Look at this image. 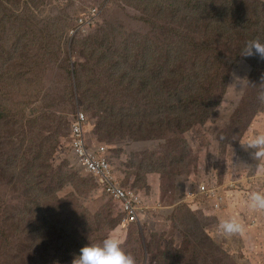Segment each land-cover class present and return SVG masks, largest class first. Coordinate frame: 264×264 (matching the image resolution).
<instances>
[{
  "label": "rangeland",
  "instance_id": "obj_1",
  "mask_svg": "<svg viewBox=\"0 0 264 264\" xmlns=\"http://www.w3.org/2000/svg\"><path fill=\"white\" fill-rule=\"evenodd\" d=\"M187 1L0 0V264H36L28 257L32 252L39 264H69L80 243H100L109 233L123 241L136 264H264V236L254 234L251 222L257 217L258 228L264 218L247 209L253 193H264V171L240 143L250 129L264 131L259 98L264 59L241 56L228 68L212 53L208 63L199 62L202 55L181 43L171 51L174 79L149 80L143 88L144 80L131 69L137 58L108 50L111 42L119 47L138 34L161 43L163 28L190 33L192 40L208 29L264 42V0H198L228 4L241 20L246 18L247 30L199 21L196 0L191 10L176 7ZM92 11L94 16H88ZM222 76H229L224 94L208 120L183 134L137 139L140 126L149 121L160 124L166 116L190 112L184 106L171 109L182 101L181 91L174 90L182 78L189 91L195 78H210L212 84ZM111 86L118 93L125 89L124 104ZM144 89L164 96L172 91L173 102L148 105ZM79 113L87 116L89 143L107 145L116 177L128 189L143 192L150 208L160 207L149 210L152 222L124 225L120 206L79 166L70 146V128ZM114 124L124 129L114 132ZM240 166L257 172L261 184L242 179L245 190L229 191L219 213L194 204L213 202L185 199L194 176L207 180L214 174L227 187L239 176L234 169L243 170ZM200 207L206 212L194 210ZM39 213L50 214L53 223L46 232L54 240L46 246L36 229L44 220ZM232 221L241 230L226 234L221 224Z\"/></svg>",
  "mask_w": 264,
  "mask_h": 264
},
{
  "label": "trees",
  "instance_id": "obj_2",
  "mask_svg": "<svg viewBox=\"0 0 264 264\" xmlns=\"http://www.w3.org/2000/svg\"><path fill=\"white\" fill-rule=\"evenodd\" d=\"M194 0H189L183 4H179L176 7H180V9H184L185 11L191 10V3ZM217 2L210 1V3L201 4L198 0H196V8L197 13H194L199 21H208L209 24H215L216 26H220L221 28H239L240 30H247L246 21L245 19L241 20L239 14L231 8L228 4H220L217 5ZM175 7V8H176ZM208 7V12L206 14V8ZM175 14L177 11H174ZM234 13L233 17L230 18V13ZM199 14L203 15L204 17H200ZM235 15V17H234ZM162 41L156 42L157 37L154 39L148 35H137L133 36V39L125 38L124 42L121 46L116 47L113 42L110 43L108 50L111 54L117 55L126 53L128 55H133L137 59L132 61V71L138 72L141 78L144 80L142 84L143 88H146L149 80H155L157 82H163L166 80L174 79V74L172 71H175L172 67L173 60H172V48L181 43H186L192 47L198 54L202 55V60L208 63L209 58L207 54L212 53L213 59L217 62L226 63V66L230 68V66L242 55H240L242 49L247 44L248 40L246 39L245 35L241 32H219V31H212L209 32L208 29H205L204 33L198 36L197 39H193L190 37V33L181 34L180 30H172V28H163ZM130 43L133 44V47L128 46ZM244 57V56H242ZM247 58V56H245ZM208 58V59H207ZM130 58H127L128 60ZM116 61H118V57H116ZM257 67L255 66L254 69ZM230 72V71H229ZM124 73V72H123ZM122 73V75H123ZM74 75L79 83L80 81V74L78 75L77 71L74 72ZM121 77H124L122 76ZM229 76H222L221 79L217 83L208 84L207 81L210 78L204 79V81H198L197 78L194 79L192 84V89L188 91L189 83L186 82V78L181 79V87H175L174 90L181 91L180 98L182 101L173 103L171 109H176L180 107H186L185 109H189L190 112H186V115L183 117H173L167 118L163 121V123L157 124L153 121H149L148 125L140 126L138 130V137L137 139H162L166 136L167 133H174L178 131L179 133L183 134L188 129L192 128L193 125H196L201 121L202 123L209 119L211 112L215 109V107L219 104L220 100L218 95L224 94L225 84L227 83ZM210 80H215L213 76ZM112 87V91L114 95H119L120 103L124 104V100H126V96L122 94L125 89H123L120 93L116 92ZM156 88V86H153ZM186 89V93L184 90ZM146 94L145 98L148 102L146 104L152 105L154 107L160 105L163 99H170L173 102V95L172 91L164 96L158 90L155 89H144ZM136 101H131L130 104H134ZM162 112V108L159 110ZM114 117V114L110 115ZM167 125V126H166ZM166 126V127H165ZM112 131L118 132L119 130L124 129L122 126L117 124L112 125ZM237 169V168H236ZM234 169V170H236ZM240 169L244 170H251L248 167H241ZM252 171V170H251ZM236 173L239 171L236 170ZM257 172H253L255 174ZM194 176L192 180V185L195 183L197 176ZM92 178V177H91ZM259 179L256 176L255 180ZM260 180V179H259ZM96 181V180H95ZM100 186V185H99ZM101 187V186H100ZM102 189V188H101ZM103 192V191H102ZM109 198V197H108ZM110 199V198H109ZM112 200V199H111ZM113 201V200H112ZM116 203V202H115ZM38 218H43L44 220L42 223L36 226L38 231V236L40 237V241L42 244L49 245L54 238L50 236L46 232L48 228L53 226L52 219L50 214L45 215L42 217V214H38ZM16 224V223H15ZM85 226H87L85 224ZM140 226V225H138ZM60 244V242H57ZM87 245L85 241L80 243L78 247L73 252V260L79 255L80 249ZM33 252L28 256L29 258L37 262V257L35 259ZM59 256V254H58ZM69 264H73V262H69Z\"/></svg>",
  "mask_w": 264,
  "mask_h": 264
},
{
  "label": "built area",
  "instance_id": "obj_3",
  "mask_svg": "<svg viewBox=\"0 0 264 264\" xmlns=\"http://www.w3.org/2000/svg\"><path fill=\"white\" fill-rule=\"evenodd\" d=\"M95 11L89 12L88 16H94ZM86 17L80 19V24L84 25ZM87 116L84 113H79L74 119L70 128L71 149L79 166L96 180L101 186L103 193L116 202L120 206L122 215L121 221L124 225H143L153 221L149 216V210L153 212L160 207H149L145 201L147 198L143 192L128 189L122 181L116 176L115 168L113 167V159L111 153L105 144L91 145L87 139L86 133ZM236 171V170H235ZM212 175V174H211ZM239 176L227 187L219 185L215 180L213 174L207 180L206 175L202 178L201 183H195L191 186V191H186L185 199L197 200L199 202H213V203H194L197 205H210V210L216 212L220 209L226 200L229 191L245 190L240 188L242 179L248 183H253L256 177L251 170H244L238 173ZM249 189L248 187H245ZM193 191V192H192ZM245 193H248L245 192ZM220 202V203H218ZM205 208H198L194 210L203 211ZM206 212V211H203ZM251 222H256L255 218Z\"/></svg>",
  "mask_w": 264,
  "mask_h": 264
},
{
  "label": "clouds",
  "instance_id": "obj_4",
  "mask_svg": "<svg viewBox=\"0 0 264 264\" xmlns=\"http://www.w3.org/2000/svg\"><path fill=\"white\" fill-rule=\"evenodd\" d=\"M240 55H256L264 59V42L258 39L249 41ZM238 83L240 82L238 81ZM259 98L264 101V92H261ZM249 131V137L240 140L241 146L246 151H250L253 159L258 162V169L264 171V131L253 132L251 129ZM249 207L254 211H264V193H253L250 197ZM221 228L226 234L241 230V226L235 221L222 222ZM73 264H136V261L134 255L123 247V241L109 233L100 243L83 246L79 255L73 260Z\"/></svg>",
  "mask_w": 264,
  "mask_h": 264
},
{
  "label": "crops",
  "instance_id": "obj_5",
  "mask_svg": "<svg viewBox=\"0 0 264 264\" xmlns=\"http://www.w3.org/2000/svg\"><path fill=\"white\" fill-rule=\"evenodd\" d=\"M258 183H260L261 184V180H260V182H258ZM249 204H250V201L248 202ZM249 204H248V207H247V209H249L250 211H254V210H252V209H250V207H249ZM227 205H230V208L232 209V208H235L234 207V204L233 203H228ZM245 207V206H244ZM261 217H263L264 218V211H256ZM214 213H219L218 211H216V212H214ZM234 216H236V215H234ZM233 216V217H234ZM257 217H255V219H256ZM264 226V221H262V223H260L259 224V226H258V228H256L255 226H257L258 224H256V222L253 224V232H254V234H257V233H263V236H264V227L262 226V225Z\"/></svg>",
  "mask_w": 264,
  "mask_h": 264
}]
</instances>
